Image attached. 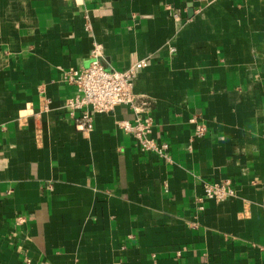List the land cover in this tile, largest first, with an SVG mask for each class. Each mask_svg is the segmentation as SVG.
<instances>
[{
  "label": "crops",
  "instance_id": "1",
  "mask_svg": "<svg viewBox=\"0 0 264 264\" xmlns=\"http://www.w3.org/2000/svg\"><path fill=\"white\" fill-rule=\"evenodd\" d=\"M96 47L146 62L168 158L119 126L127 105L87 131L64 107ZM0 264H264V0H0Z\"/></svg>",
  "mask_w": 264,
  "mask_h": 264
},
{
  "label": "built area",
  "instance_id": "2",
  "mask_svg": "<svg viewBox=\"0 0 264 264\" xmlns=\"http://www.w3.org/2000/svg\"><path fill=\"white\" fill-rule=\"evenodd\" d=\"M91 56L87 67L70 68L64 73L65 83L75 88V94L65 101L64 107L77 127L84 131L90 130L95 114L111 112L118 105H127L134 114V119L121 120L119 126L138 139L142 150L168 158L169 144L158 143L150 136L153 119L149 114V102L133 90L138 67L145 66L146 62L141 61L125 70H117L104 65L98 47L92 51ZM190 121L194 123L197 119L193 117ZM195 131L197 135H202L205 126L199 123ZM234 194L235 190L229 180L206 182L203 184V196L198 201H223Z\"/></svg>",
  "mask_w": 264,
  "mask_h": 264
},
{
  "label": "water",
  "instance_id": "3",
  "mask_svg": "<svg viewBox=\"0 0 264 264\" xmlns=\"http://www.w3.org/2000/svg\"><path fill=\"white\" fill-rule=\"evenodd\" d=\"M192 11H193V4L191 3V5H190V13H192Z\"/></svg>",
  "mask_w": 264,
  "mask_h": 264
}]
</instances>
